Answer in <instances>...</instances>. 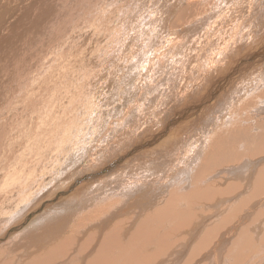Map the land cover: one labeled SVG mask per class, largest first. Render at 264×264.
<instances>
[{"label":"bare ground","instance_id":"obj_1","mask_svg":"<svg viewBox=\"0 0 264 264\" xmlns=\"http://www.w3.org/2000/svg\"><path fill=\"white\" fill-rule=\"evenodd\" d=\"M93 1L65 0L64 5H62L64 0L0 1L1 9L5 12H10L15 5L11 23L13 26L17 24L24 26L16 39L8 40L5 44L7 54L0 55V116L3 118L1 120H11L13 124L23 115H35L36 108L32 104H27V101L31 99L33 102L34 97L41 90L36 86L49 80L48 76L37 75L36 66L39 62L52 66V74H56L57 77L55 84L56 86L59 84L62 88L56 96L45 100L44 110L35 119L36 123L33 122L32 126L35 123V128L28 133L27 138L4 148L0 144V148H3L0 178H4L0 179V218L5 219L0 232L8 225L19 226H14V231L18 228L17 235L14 234L9 240L0 242V251L16 252L23 248L24 258L40 249L53 246L48 264H60L56 260L50 262L54 249L64 256L67 264H86L85 262L88 264H234L233 260L239 259L235 256L241 250L251 251L252 257L255 255L260 259L264 256V241L258 242L256 235L260 230L261 233L264 230V167L257 180L256 192L251 191V183L249 179H245L244 184L241 185L242 190L234 192L233 197L227 198V201L232 203L228 217L221 219L222 216L218 215L216 226H213L209 232L215 237L213 246L210 245L211 235L205 236L200 233L198 238H195V235L188 233L200 224L203 228L212 224L208 216H201L197 221L192 210V202L189 201L188 209L185 210L189 219L181 221L179 206L183 207L185 204H180L183 199L180 193L184 194L188 191L187 182L181 186L180 193L173 192L177 202H171V206L166 200L156 205L151 202L142 203V194L148 196L149 184L152 182L146 178L144 183L139 185L140 173L133 170H130L113 188V194L106 200L109 203L108 207L104 208V204L98 213L83 216L90 219L91 226L80 232L86 233L96 229L100 237V243L88 258L83 260L76 249L78 252L88 249L91 239H88L82 249L73 248L72 238L55 246L58 238L68 231L67 226L73 219L75 221L80 219L77 214L89 209L86 206L70 204V209L60 207L58 210H63L56 211L55 215H39L41 206L38 207L37 203L47 199L46 193L54 183L62 180L66 183L75 179L76 173L81 174L84 168H80V150L96 142L94 138L106 125L123 128L130 121L133 126L134 121L141 122L138 120V114L144 107L138 96V90L139 92L153 90L156 95L152 99L156 100V106H159L158 89L152 85L138 87L136 81L151 73L152 66L166 52L155 49L158 43L163 42L168 48L175 46L173 56L188 43L194 34L193 31L200 27L196 23L189 24L190 10L200 8V5L203 6L210 0H101L100 5L107 6L108 10L103 17L100 6L86 14L85 7ZM248 4L252 5L250 0H240L237 5H234L233 0H211V7L205 15L208 18H221L222 15L230 13L234 7ZM76 20L78 23L72 37L75 45L70 47L65 44L68 39L67 31ZM262 22L257 18V22L254 23L255 27L263 29L264 32ZM175 39L180 41L177 43ZM146 48L153 51L152 57L145 58ZM62 51L69 54L73 51V53L65 60L58 59L54 64L53 57H59ZM134 51L138 61L132 62L128 55ZM78 53H81V56L76 62L75 56ZM39 54L45 55L39 59L37 56ZM258 54L260 53L256 55ZM31 59H39V61L30 62V68L25 73ZM175 63L174 58L169 63L170 70ZM155 67L157 69L156 65ZM158 73L155 72V76ZM126 74L128 75L125 76ZM25 75L30 82L27 83V87H22L19 94L18 90ZM164 79L166 78L162 80ZM162 80L157 87H160ZM176 98L182 97H172L167 105L172 107L179 101ZM188 108L192 109V107ZM188 112L190 111L185 112L183 117ZM157 118L161 120L162 112ZM142 125L144 132L148 128ZM165 129L166 127L163 128ZM39 131L41 133H37ZM125 134L127 133L120 132L113 136L114 141L120 144V148L127 145L132 131L128 139H125ZM242 138L243 143L251 144L252 141H257V137L249 133L244 137L242 135ZM260 146L262 150L263 143L257 148L253 145L258 150ZM129 147L134 146L129 144ZM209 153H212L208 158L213 165L237 163L243 157L239 152H226L223 147L219 150L216 144ZM88 154L84 162L86 167L93 165L102 151L96 144ZM248 162L250 166L245 171H249L252 165L257 164L252 160ZM243 169H239L235 177L240 178ZM207 171L208 168H204L191 179L190 183L194 189L187 192V194L192 193L190 195L192 200L203 202L200 204L203 210L213 204L218 206L224 200L217 198L209 190L199 187ZM116 174L118 173L112 176ZM75 186L76 182L70 188ZM67 191L70 192L71 189L67 187L57 195L64 197ZM242 196L244 198L240 202L241 206L236 207L235 203ZM91 205L95 206L92 202ZM256 208L261 209L260 214L252 221L243 223ZM241 209L244 213L239 216ZM32 217L33 221L26 225L25 220ZM117 219L118 223L111 228L112 223ZM202 235L205 237L199 240ZM190 245H197L190 255L193 259L199 256L198 259L202 261L191 260L186 263L185 256ZM226 246L230 247L227 252ZM221 250H223L222 254ZM67 253L76 254L80 260L75 255L67 256ZM252 257L250 259H253ZM262 259L264 264V257Z\"/></svg>","mask_w":264,"mask_h":264},{"label":"rangeland","instance_id":"obj_2","mask_svg":"<svg viewBox=\"0 0 264 264\" xmlns=\"http://www.w3.org/2000/svg\"><path fill=\"white\" fill-rule=\"evenodd\" d=\"M100 1L94 0L87 5L85 7L86 14L88 15L94 8L100 6L101 17L106 15L107 6H101ZM239 1L233 0L234 5H237ZM64 3L65 0L62 5ZM210 3L211 0L203 6L200 5V8L190 10L188 14L189 24L196 23L200 27L193 31L194 34H191L192 37L188 43L174 56L172 54L175 51V46L168 48L165 43H158L155 49L161 52L166 51L163 55L164 57H160L152 66L151 73L136 81L138 87L152 85V87L158 89L157 99L159 106L157 107V101L152 99L156 95L153 90L149 91L147 89L144 92H139L138 90V96L141 98V103L144 107L142 112L138 114V120L142 123L134 121L133 126L130 121L123 128L106 125L103 131L94 138L97 140L96 142L80 150V168H84L81 174L76 173L75 179L69 182L63 183L62 180L54 183L46 193L47 199H43L39 204L37 203L38 207L41 206L39 215H55L57 214L56 211L63 210H58L60 207L70 209V204L86 206L89 209V211L77 214L80 219L76 221L73 219L72 223L67 226L68 231L58 238L55 246L64 240L72 238L73 248L82 249L88 239H91L88 249H84L83 252H78L76 249L77 254L83 260L90 256L92 250L100 243V237L96 229L86 233L80 232L87 226H91L89 224L90 219L83 216L89 213L91 215L98 213L104 204V208L108 207L109 203L106 200L113 194V188L124 179L130 170L140 173L139 185L143 184L146 178L152 182L149 184L148 196L142 194V203L151 202L156 205L166 200L168 203L170 202L171 206V202H177L173 192L180 193V188L184 182H187L188 191H192L194 188L190 183L191 179L201 173L204 168H208L199 187L209 190L214 196L224 200L218 206L213 204L210 208L203 210L200 206L203 202H196L190 198L192 193L187 194L188 191L184 194L180 193L181 198H183L180 204L185 205L183 207L179 206L181 211L179 216L182 218V222L189 219L185 211L188 209L189 201L193 203L192 210L198 219L197 221L200 220L201 216H208L212 220V224H209L207 228L201 227L202 224H200L188 233L195 235V238H198L200 233L205 236L211 235L209 238L211 246L214 245L215 237L209 232L213 226H216L217 216L221 215V219L227 218L229 208L232 206V203L227 201V198L233 197L234 192L242 190L241 185L244 184L243 181L245 179H249L251 191L256 192L257 180L264 167V148L261 150L262 146H260V150L256 149L261 143L264 144V48H262L264 32L263 29L255 27V23L258 18L263 21L261 24L264 25V0H250L252 5L234 7L230 13H226L227 15L224 14L217 19L214 17L208 18L205 15L211 7ZM13 7L15 8V5ZM1 8L2 6H0V50L4 53H0V55L4 56L8 52L6 50L7 47H5L7 41L16 39L24 26L21 24L12 25L11 20L14 8L10 12H5ZM210 16L212 15L210 14ZM5 18L6 20H3ZM77 23L78 20L67 31L68 39L65 44L70 47L75 45L72 37ZM179 41V39H175V42L178 43ZM146 51L145 58L153 56L152 50L146 48ZM258 52L260 54L256 55ZM71 54L62 51L59 57L52 56L53 63L56 64L58 59L65 60ZM180 54L182 55L179 57ZM44 55L39 54L37 56L40 59ZM80 56L81 53L75 56L76 62ZM128 57L132 62L138 61L135 51L131 52ZM174 58L176 63L170 70L169 63ZM39 59H31L28 62L25 73L30 68L29 63L38 62ZM83 69L85 68L83 67ZM80 70L82 71V68ZM155 72L159 73L155 76ZM36 73L38 76L49 77L47 82L36 86L41 88V90L34 97V101L32 102L31 99L27 101V104L34 105L36 113L35 115H23L19 121L13 124L11 120H1L3 118L0 116V144L3 148L27 138L28 133L35 128V119L44 110L45 100L56 96L59 90H62L59 84L57 86L55 84L57 77L56 74H52L51 65L39 62L36 66ZM164 77L166 79L162 80ZM148 79L151 81H148ZM161 80L162 82L159 86L162 88L157 87ZM28 82H30V79L25 75L21 88L18 90L19 94L22 87H27ZM176 96L182 98H176L179 101L172 107L168 106L167 103L172 97ZM188 107H192V109L189 110ZM187 111L190 112L183 117V114ZM161 112L162 118L159 120L157 115H160ZM34 121L35 123L32 126ZM142 124L148 128L144 132ZM164 127H166L165 130H163ZM131 131L130 140H126L128 141V146L120 148V144L113 139L114 134L126 132L125 139H128ZM37 133H41V131ZM246 133L253 135V137L256 136L257 141H252L251 144L243 143L241 141L243 140L242 135L244 137ZM96 144L99 145L102 154L97 157L93 165L86 167L84 165L85 159ZM129 144L134 147L130 148ZM215 144L219 150L223 147L226 152H239L243 155L241 161L231 164L213 165L208 156L212 154L209 152ZM3 148H0V161ZM249 160L257 164L252 165L249 171H245L250 166ZM156 166L158 167L156 168ZM241 166L242 168H240ZM239 169H243L240 178L235 177ZM116 172L118 174L112 176ZM75 182L76 186L70 188ZM67 187L71 191H67L64 197L57 195V193L64 191ZM244 196L235 203L236 207L241 206L240 202ZM91 202L95 206L91 205ZM37 205L35 208H37ZM260 212L261 209H254L243 223L252 221ZM243 213L244 210L241 209L239 216L243 215ZM62 215L64 217V214ZM33 217L26 219L24 223L28 225L33 221ZM117 223L118 219L114 220L111 228L115 227ZM4 224L5 219L0 218V227ZM14 226L19 227L18 225L3 227L4 230L0 232V237L2 236L0 242H5L13 237L14 234H18V228L14 231ZM198 231L200 232L196 234ZM203 235L199 240L205 237ZM256 239L258 242L264 241V230H262V233L261 230L258 232ZM196 248L197 245L188 246L185 256L186 263L191 260H194V262L202 261L198 259L200 258L199 256L193 259V256L190 255ZM229 249L230 247H225L226 252ZM52 250L53 246H48L24 258L23 248L21 250L18 249L16 252H11V250L0 251V264H48ZM222 253L223 250H221ZM60 254L54 249L50 262L53 263L56 260L60 264H67L64 256ZM66 255H75L80 260L74 253H67ZM235 257L239 259L233 260L234 264H263L262 258L264 256L258 259L255 255L252 257L251 251L241 250ZM251 257L253 259H250ZM251 260L252 263H250ZM85 263L88 264L87 262Z\"/></svg>","mask_w":264,"mask_h":264}]
</instances>
